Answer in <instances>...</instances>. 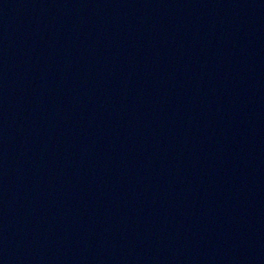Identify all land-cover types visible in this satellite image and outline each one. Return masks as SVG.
Instances as JSON below:
<instances>
[{"label":"water","instance_id":"1","mask_svg":"<svg viewBox=\"0 0 264 264\" xmlns=\"http://www.w3.org/2000/svg\"><path fill=\"white\" fill-rule=\"evenodd\" d=\"M0 264H264V0H0Z\"/></svg>","mask_w":264,"mask_h":264}]
</instances>
